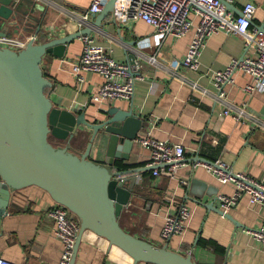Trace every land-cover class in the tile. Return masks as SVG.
Masks as SVG:
<instances>
[{
	"label": "crops",
	"instance_id": "obj_1",
	"mask_svg": "<svg viewBox=\"0 0 264 264\" xmlns=\"http://www.w3.org/2000/svg\"><path fill=\"white\" fill-rule=\"evenodd\" d=\"M26 17H20L21 30H10L7 37L27 42L36 38V44L51 39H62L82 30H89L106 54L118 63L130 64V57L140 59L141 80L136 84L132 101L120 100L99 109L93 95L104 84L102 76L84 72L83 85L75 79L72 68L82 55L83 43L74 40L66 48L63 59L46 55L42 73L52 82L49 98L54 106L69 110L77 116L85 112L94 122L111 108L132 110L149 121V129L140 136L151 135L161 141L181 144L186 150L185 160L174 180L155 179L151 171L140 173L131 202L119 224L126 232L151 243L157 248L168 246L175 253L191 255L198 264H264V247L244 233V230L264 228V206L250 204L247 198L229 211L233 221L206 206L215 205L220 211L217 196H232L235 187L222 185L197 161H220L235 174L264 185V92L246 93L245 88L254 79L238 73L234 84L225 88L226 104L242 109L247 117L236 122L225 116L226 105L216 102L213 74L224 71L234 60L244 56L255 57L254 49L245 50L244 42L236 36L218 33L206 42L200 55L198 71H189L183 61L194 32L183 38H161L143 22L127 27L114 23L113 14L102 18L99 25L89 18L81 25L89 11L91 0H56L38 2ZM248 3L257 6L254 27L264 26V0H235V16ZM156 59V65L149 60ZM193 83L199 90L192 89ZM201 90L210 95H203ZM72 143L75 152L83 153L90 144L91 133ZM53 144L65 147L53 139ZM131 159L119 170L146 168L151 153L136 143ZM90 157L99 162L104 154L97 152L96 143ZM187 205L191 217L182 235L163 241L161 232L167 214ZM57 204L51 195L37 187L13 191L8 205L9 215L1 224L0 258L17 264H60L63 245L55 235V223L49 211ZM73 219L76 217L71 214ZM78 222V221H77ZM205 243L203 245L202 243ZM77 251L75 264H135L121 249L106 239L86 231ZM147 264V263H140Z\"/></svg>",
	"mask_w": 264,
	"mask_h": 264
},
{
	"label": "water",
	"instance_id": "obj_2",
	"mask_svg": "<svg viewBox=\"0 0 264 264\" xmlns=\"http://www.w3.org/2000/svg\"><path fill=\"white\" fill-rule=\"evenodd\" d=\"M114 3L111 0L103 12L91 16L96 24L113 14ZM38 5L37 0H0V37H6L10 30L18 33L22 29L19 18L34 13ZM225 5L233 10L232 5ZM259 29L264 31V26ZM85 34L90 31L41 44L31 38L27 47L19 51L0 47V231L9 215L12 192L33 186L50 194L79 223L70 264H75L86 231L127 253L135 264H198L191 255L175 253L168 246L157 248L119 224L131 202L138 176L154 170H119V164L125 166L130 161L141 132L149 129V121L132 110L119 112L111 108L90 122L85 112L77 116L56 108L46 95L52 82L43 76L42 60L48 54L63 59L67 46ZM130 60L131 64L136 61L132 56ZM86 129L92 135L90 144L84 154L75 152L71 145L85 138ZM50 139L66 146H55ZM94 143L97 152L105 156L103 162L90 157ZM206 207L221 214L214 204ZM225 218L233 221L230 215Z\"/></svg>",
	"mask_w": 264,
	"mask_h": 264
},
{
	"label": "built area",
	"instance_id": "obj_3",
	"mask_svg": "<svg viewBox=\"0 0 264 264\" xmlns=\"http://www.w3.org/2000/svg\"><path fill=\"white\" fill-rule=\"evenodd\" d=\"M37 1L43 2L44 0ZM110 1L91 0V7L83 15L80 24H86L92 15H99L103 12ZM234 1L115 0L113 20L121 27L130 26L138 21L146 23L163 39L167 37L183 38L194 32L183 61V65L191 72L199 70L201 51L212 35L230 34L244 42L246 52L251 48L254 49L255 57L244 56L241 60H234L228 68L214 73L212 77L216 88V92L212 93L214 100L223 102L226 105L224 115L233 117L239 123L247 115L242 109L226 104L225 88L235 83L238 73H243L254 79V84L245 88L246 93L264 92V31L254 27L257 6L248 3L241 15L235 16L225 5H233ZM79 40L83 43L82 55L79 62L73 66L72 73L79 85H83L85 81L82 75L84 72L102 76L104 84L92 96L98 108L102 109L104 105L120 100L132 101L136 84L142 79L140 59L134 64L118 63L109 57L104 46L96 42L90 35H81ZM27 42L7 36L0 37V47L16 51L25 49ZM149 61L156 65V59ZM192 89L199 90V87L193 83ZM201 92L203 95H210L205 90H201ZM136 143L151 153L146 167L154 169L152 174L155 179H175L185 160L186 150L181 144L175 145L169 141L156 140L151 135L140 136ZM195 167L205 168L220 184L235 187L232 196H217V202L221 206V215L224 218L244 198H247L250 204L264 206L263 184L245 175L235 174L229 166L220 161L213 162V164L197 161L194 164ZM71 214L68 209L59 205L49 211V216L55 223V235L63 245L60 264H70L80 230L79 223L71 217ZM190 217L191 212L187 205L167 214L161 232L162 240L170 241L172 238L182 235L187 229ZM244 233L253 237L264 247V228L252 231L244 230ZM0 264L17 263L0 258Z\"/></svg>",
	"mask_w": 264,
	"mask_h": 264
},
{
	"label": "trees",
	"instance_id": "obj_4",
	"mask_svg": "<svg viewBox=\"0 0 264 264\" xmlns=\"http://www.w3.org/2000/svg\"><path fill=\"white\" fill-rule=\"evenodd\" d=\"M49 91H50V89H46V95H48L49 94ZM202 243V242H201ZM203 245H205V243H202ZM206 246V245H205Z\"/></svg>",
	"mask_w": 264,
	"mask_h": 264
},
{
	"label": "rangeland",
	"instance_id": "obj_5",
	"mask_svg": "<svg viewBox=\"0 0 264 264\" xmlns=\"http://www.w3.org/2000/svg\"><path fill=\"white\" fill-rule=\"evenodd\" d=\"M50 141H51V143H54V142H53V139H50Z\"/></svg>",
	"mask_w": 264,
	"mask_h": 264
}]
</instances>
